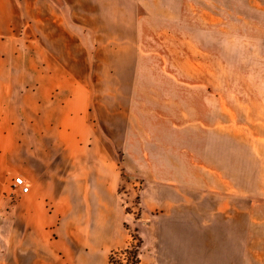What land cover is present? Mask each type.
<instances>
[{"label":"rangeland","instance_id":"obj_1","mask_svg":"<svg viewBox=\"0 0 264 264\" xmlns=\"http://www.w3.org/2000/svg\"><path fill=\"white\" fill-rule=\"evenodd\" d=\"M134 2L135 24L109 40L94 33L87 44L91 122L109 145L101 150L109 196L99 202L108 224L72 234L77 244L87 238V255L74 261L264 264V0ZM4 19L3 9L0 28ZM53 48L50 40L0 34V80L5 67L28 66L33 80L31 68L44 66L47 124L77 107L52 113L58 90L50 84L60 74L51 70L65 59ZM55 135L25 140L51 148L68 139ZM20 142L0 136V148Z\"/></svg>","mask_w":264,"mask_h":264},{"label":"crops","instance_id":"obj_2","mask_svg":"<svg viewBox=\"0 0 264 264\" xmlns=\"http://www.w3.org/2000/svg\"><path fill=\"white\" fill-rule=\"evenodd\" d=\"M3 9L1 36L50 40L57 51L53 56L65 58L51 70L60 74L50 84L58 90L49 100L52 113L57 106L77 107L60 112L62 119L52 117L47 124L43 118L44 66L31 68L36 73L33 80L24 75L30 72L28 66L5 67L6 76L0 80V88L5 90L0 96V105L5 106L0 112L4 123L0 136L21 137V142L13 148H0V249L4 250L0 264H76V255H87V238L80 237L77 244L72 234L92 233L108 224L99 202L109 196L108 180L102 173L106 165L102 151L109 145L91 122L90 64L85 58L92 54L87 44L94 33L99 35L97 40H109L112 33L120 35L137 22L140 8L134 0H0ZM118 35L116 40L122 38ZM50 130L53 132H46ZM56 131L68 137L56 147L26 143V137L58 136ZM55 148H61L63 154L57 157ZM68 149L80 155L93 153L98 159L70 157L65 154ZM19 177L30 191L13 196L10 189ZM88 241L92 243L91 235ZM78 264L91 261L84 258Z\"/></svg>","mask_w":264,"mask_h":264},{"label":"built area","instance_id":"obj_3","mask_svg":"<svg viewBox=\"0 0 264 264\" xmlns=\"http://www.w3.org/2000/svg\"><path fill=\"white\" fill-rule=\"evenodd\" d=\"M13 187L22 195L28 194L30 191V187L26 184L23 178H16Z\"/></svg>","mask_w":264,"mask_h":264}]
</instances>
